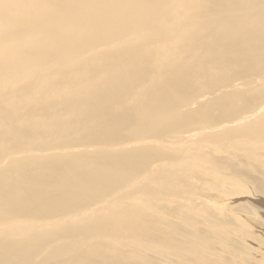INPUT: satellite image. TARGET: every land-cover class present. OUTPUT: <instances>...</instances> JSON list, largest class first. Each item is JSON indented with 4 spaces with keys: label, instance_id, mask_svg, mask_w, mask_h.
I'll list each match as a JSON object with an SVG mask.
<instances>
[{
    "label": "bare ground",
    "instance_id": "1",
    "mask_svg": "<svg viewBox=\"0 0 264 264\" xmlns=\"http://www.w3.org/2000/svg\"><path fill=\"white\" fill-rule=\"evenodd\" d=\"M259 11H264V0H0V108H54L52 112L48 110L50 115L57 117L65 127L74 122V131L90 134L86 143L94 151L118 154L137 146V154L124 153V157L143 160L145 155H150L147 147L162 146L170 150L167 154L164 152V157L161 154L162 158L157 156L158 148L157 153L154 150L155 155L151 151V159L155 160L149 163V158L148 164L142 166L145 171L149 167L150 171L136 170V175L131 174L121 189L145 185L142 182L150 176L148 186L157 187V191L161 183L162 190L168 188H163V184L171 186L169 194L162 197L168 204L151 200L161 207L156 208H164V211L153 209L151 204L148 213V208L143 206L145 215L135 212V218L131 213L136 227L126 226L128 232L123 230L110 237L116 244L113 251L94 248L102 257L100 264H114L110 256H115L117 261L124 255V259L121 262L118 259L115 264H147V258L154 257V253L150 245L151 256L148 251H142L145 243L167 245L172 241L171 251L156 254V262L152 264H202L207 261L204 255L209 260L220 257V262L227 258L244 260L247 255V262L254 260V264H264V208L260 206L262 202L258 205L251 197L246 198L253 196L264 200V99L258 108L246 104L251 101V94L264 92V62L260 50L254 49L261 44L264 47V35L261 37L260 32L264 12L258 14ZM250 14L252 17L247 18ZM252 55H258L259 59H252ZM170 62L176 64L175 70L180 72L177 75L189 70L203 71L196 77L205 78L202 81L206 85L204 90L210 93L188 91L190 94L184 95L182 87L166 84L173 70ZM230 71L236 73L230 75ZM191 79L188 83H192L193 89L195 78ZM215 79L225 80L222 85L225 87L218 81L211 86ZM235 85H241L239 91L244 92H237ZM220 90L226 92L220 93ZM198 98L201 99L198 105L204 103L203 108L197 106ZM216 99L219 103L213 105ZM177 105L183 108L173 110ZM171 113L173 117H169ZM1 115L2 124L9 115L5 111H1ZM142 116H146L143 121L140 120ZM197 116L203 117L207 127L199 132H188L187 125H181L182 121ZM42 118L30 112L29 129L35 123H45ZM169 121L173 122L174 130ZM163 123L169 125L161 130ZM129 126L133 127V132L124 142L119 139L115 140L119 141L116 145L105 146L107 139L103 141L105 145L95 141ZM51 127L56 124L51 123ZM158 127L159 133L154 134ZM250 127L255 132L249 136L240 135ZM207 133L213 136L211 140ZM36 144L54 150L40 138L36 139ZM225 145L229 151L224 149ZM181 147L186 148V152L183 148L176 151ZM68 150L65 146L63 154L74 155ZM187 152H198V157H186ZM93 157L90 161L95 168L92 169L94 183L100 189L101 178H110L120 172L121 164L106 157L99 159L97 154L95 159ZM21 158L23 161L24 157ZM19 161L2 163L1 171L16 166ZM155 164L169 165L171 172L167 171L169 174L163 175L161 180L155 179L150 173ZM75 168L84 169L83 164ZM182 172H190L193 185L203 186L205 191L189 189L187 185L178 188V174ZM3 180L5 178L0 177V181ZM239 194L240 198L234 199ZM131 197V200L137 199L134 195ZM123 198L126 199L124 195ZM56 201L54 199V203ZM143 208L140 210H145ZM34 213L46 217L41 211H31L3 222H14L22 216L23 223L32 222L29 225H33L38 220L33 217ZM71 214L60 218L65 217L67 222ZM75 217L87 218L85 215ZM181 217L189 231L174 234L170 226L179 224ZM162 218H170V224H164L168 230L162 228L160 232V227L153 230L150 225L148 230L153 232L160 228L158 236L145 237L147 230H143V223L161 222ZM141 220L143 227L139 225ZM40 224L46 229L50 227L47 222L40 221ZM13 230L14 226H9L7 234L0 233V248L9 243L10 236H24L9 234ZM170 235L174 238L168 241ZM131 240L139 241L142 253L136 250V244L128 243ZM240 252L241 259L238 258ZM127 253L130 254L127 256ZM47 254L59 253L53 249Z\"/></svg>",
    "mask_w": 264,
    "mask_h": 264
},
{
    "label": "rangeland",
    "instance_id": "2",
    "mask_svg": "<svg viewBox=\"0 0 264 264\" xmlns=\"http://www.w3.org/2000/svg\"><path fill=\"white\" fill-rule=\"evenodd\" d=\"M74 10L78 12L77 9ZM261 12L264 11H259L258 14H260ZM251 14L247 15V18H249L250 16L252 17ZM255 14H257V12ZM263 23L264 21H262V25L260 26L261 37L264 35ZM197 26L196 28H199ZM201 27L204 28V25H201ZM250 46L251 44L248 43L247 47ZM254 49L260 50L261 58L264 62V47L262 46V44L255 46ZM251 58L256 61L259 59L258 55L256 56L252 55ZM175 65L176 64L170 62V68H172L173 70L169 72L171 77L166 81V84H168L173 88H175L176 86H180L182 87L180 89L181 91L187 90L185 92L184 91L182 92L184 95L187 94L188 91L191 93H200V92L202 94L210 93V90H204L206 85L202 81L205 78L196 77L197 76L196 74L204 73L203 71L185 70L186 72H181L180 75H177V73L180 72L175 70ZM263 66L264 65H262V67ZM229 73H231L230 75H234V73L236 72L230 71ZM220 77L222 78L224 76L220 75ZM189 78L192 79L195 78V84L193 85L195 88L193 89L191 88L192 83L191 82L188 83ZM217 81L215 79V81L213 82V84H211V86L217 84ZM181 82H184L185 84H183V86L179 85ZM224 83H226V81L221 80L219 82V85L221 87H225L222 86ZM235 87L237 92H244V91H239L241 85H237V86L235 85ZM223 92L226 91L220 90V93ZM251 96L255 97V99L251 97L253 100L251 99L250 102L247 101L246 104L250 103L253 104L256 108H258L263 102L264 92L259 94L253 93L251 94ZM13 98L16 97L13 96ZM218 100L219 99L213 101V105H216V103L218 104L219 103ZM200 101L201 99L198 98L197 106L199 108H203L202 106H204V103H202L203 105L201 104L202 106L198 105V102ZM191 104L194 105L195 103L191 102ZM151 107L153 106L151 105ZM176 107L177 108H174L173 110H178L180 108H183L180 105H177ZM184 108L186 109V107ZM231 108L236 110L235 107L234 108L231 107ZM244 109L247 111V108ZM48 110L52 112L54 108H48V109L0 108V116H2L1 111H5L9 115L8 120L3 121L2 124L0 123V134H2V136L0 137V177L5 178V180L0 181V207L3 208V210L0 211V233L7 234L6 229H8L9 226H14V230L9 234L12 235L24 234V236H22L21 238H14L10 236L9 243L6 246L0 248V262L1 264H100L102 257L97 251L98 250L106 251V249L113 251L116 244L110 240V237L113 236L114 234H115L114 236H116V234L118 235V233H120L123 230L125 231L126 226L127 227L132 226V224L134 225L135 223H137L133 218V217L136 218L135 216L136 213H138L139 215L141 212L143 215H145L148 213L149 210L148 207H150L151 204L153 205L152 207L153 209L159 206V204L151 200L168 204L162 201V197L167 196L169 194V190L173 188L167 184L166 185L163 184V188L164 187H168V188L166 189L164 188L162 190L161 188L162 183H161L160 185H158V191H157V187L155 189V187L153 188V186L152 187L148 186L151 176L142 182L145 185H141L139 187H136L137 186L136 185L134 186L135 188L133 187V189L132 188L131 189L128 188L126 190H121V189H123V185L126 183L127 179L129 178V176H131V174L136 175V170L139 171V169L140 170L142 169L143 172H147V169L149 167L145 171V168L143 169L142 166L147 162L149 158L151 159L150 156L151 151L154 152L155 150L156 152L159 150L158 153L156 152L157 156L159 154L160 158H162V156L163 157L165 156L164 152H166L167 154V152L170 150L165 149L162 146H160L161 148L157 147L158 150L156 147H155L156 149L153 147H147L148 150L146 149V151L147 153L150 151L149 152L150 155L149 156L145 155V159L142 158L143 160H141L140 157L139 158L137 157V159H135L136 157H134V159H132L131 157H126V158L124 157L127 155V153L128 155L130 153L131 155L137 154L136 152L137 150L136 148H138L137 146H133L131 149L124 152H120L118 154L111 152L108 153L106 151H101V150L94 151L91 150V146L89 147V145L86 143L90 138V134L74 131L76 130V127L74 126V122L70 123L67 127H65V124L61 122L57 117L51 116ZM236 111L238 112L240 110H236ZM30 112H35L38 115H42L43 118L41 120L45 121V123H35L33 127L29 129L28 117ZM144 117L146 116H142L140 120L143 121ZM169 117H173V113H171ZM86 119L90 120V118L88 117H86ZM51 123H55L56 127H51ZM169 123L171 126L173 122L169 121ZM169 123H163L161 125V130L163 128H166L167 125H169ZM181 125L182 126L187 125L188 132L190 131L199 132L207 127L206 122H204V119L201 116H197L193 119L192 118L184 119ZM86 127L89 128L88 126ZM131 127L129 126L125 129H118L116 131L111 132L110 134L108 133V135L106 136H103L101 141L100 139H96L95 141L105 145L106 142L103 143V141L107 139L108 143H106L105 146L112 144L116 145L119 142L116 141L119 139L121 141L123 139L124 142L125 137L127 140L130 137V133L133 132V130H131ZM171 127L174 130V127L173 126ZM159 130L160 128L158 127V129H156V133L154 132V134H158ZM251 132H255V129L250 127L247 128L246 132L240 133V135L249 136ZM118 134L119 136H121V138H119ZM207 134L211 140L213 136H210L209 135L210 133ZM222 134L229 135L228 133H222ZM38 138H40L42 142L48 145L49 147L54 148V150L51 151L48 147H42L37 145L36 139ZM110 138H112L111 140H114V143L113 141L110 140ZM109 141L111 142L109 143ZM65 146H67V148L69 149L68 153L74 155L63 154V150L65 149ZM182 148H183V152L184 151L186 152V148L184 147H181L180 149H176V151L179 152V150L181 151ZM224 149L227 151L230 150L227 145L224 146ZM101 152L103 154H101ZM105 153H107L108 155ZM124 153L126 155H124ZM170 153H174V152L171 151ZM96 154L100 156L99 159L102 157H106L105 159H108L109 161L116 160L117 163L120 161L121 164L120 172L115 173L110 178H104V177L101 178L103 180V183L99 184L100 189H98L97 186L98 184L94 183L92 169L95 168H93L92 166L93 163L92 161H90V158H92L93 156H94L93 159L96 158ZM115 154L117 155L116 157H114ZM112 155L113 158L111 159ZM185 155L186 157L187 155L188 157L191 156L190 158L194 156L193 157L194 159L195 157H198V152H193V153L187 152L185 153ZM22 156L24 157L23 161L21 158ZM211 157L212 160H215L216 158L212 155ZM153 158L151 160L149 159L150 161L149 163H152L155 160V158L154 159ZM16 159H20L19 163L16 166L1 171L2 163ZM125 163L126 165L124 166ZM80 164H83L84 169L75 168L76 165H80ZM177 164L178 166L179 165L182 166V164L180 163ZM162 166H159V164H155L154 168L151 169L150 173L151 175L154 174L155 179L159 178L161 180L163 178V175L167 176L171 172L169 165L167 166L166 164H163ZM66 170L68 171V173L66 172ZM148 171L150 170L148 169ZM167 171H169V173ZM178 176H179L178 188L187 185L189 189L193 188L194 190L195 188H200V190L198 191H205L203 190L204 189L203 186L197 187L193 185L195 184V182L189 179L191 177L190 172L187 173L182 172L179 173ZM189 183H191L192 186ZM24 187L28 188V190H24ZM150 188H153L152 192L151 191L148 192ZM205 189L206 191H209L207 190L206 187ZM126 191H131L133 193L136 192L135 194L133 193L132 194L134 195V198L137 199L131 200L132 198L131 196L133 195L131 194V192L126 193ZM139 192H144L145 194L139 195ZM246 194L249 195L248 193ZM123 195L124 197H126V199L123 198ZM129 195L130 198L128 197ZM236 196L240 198V194L235 195V198L234 195H231L230 198L232 199L234 198L237 200ZM250 197L254 199L252 201H256L255 203H259L258 205H260V203L262 202L260 206L264 208V200L259 201L258 198L256 197L254 198L253 196H249V197L247 196L246 198H250ZM54 199H57L56 203H54ZM143 206L145 208H148L147 213H146V209L143 208ZM121 207H123L124 210ZM107 208L110 212L107 211ZM141 208L145 210L141 211L140 210ZM159 208L161 207L159 206ZM159 208L156 209L159 210ZM137 209L140 211L137 212ZM163 209L164 208H162L159 211L160 212L164 211ZM31 211H41L45 213L46 217L39 216L37 213H34L33 217H37L38 220L33 225L32 224L29 225V223L32 222L23 223L21 221L22 216L18 218L16 221H14L15 217L13 216L20 213L31 212ZM121 211L122 212L124 211L123 215ZM150 211H151V207H150ZM69 212H72V214L70 216L71 219H68L67 222L64 220L66 219L65 217L60 218L62 215ZM131 213L133 214V217ZM171 214L174 215L173 213ZM79 215H85L87 218L82 219L75 217ZM167 215L169 214L167 213ZM130 216L132 217V219ZM9 217L14 218L13 220H11L14 222H3ZM73 217L75 218L73 219ZM181 219L184 220V221L182 220L183 222L182 225H181ZM181 219L178 221L179 224H177L176 226L175 225L170 226L171 228L174 229V234L176 232L180 233V231L183 233L184 232L188 233L189 231V228L188 230H186L184 217H181ZM137 220L138 219H136V221ZM162 220H161L162 223L160 222V220H156L155 222H151V223H147V222L143 223V220H141V223H139V225L143 227L142 225L143 223L145 225V228L143 227V230L144 231L147 230V232H145V237L158 236L157 232L159 231L160 228H161L160 232H162V228L168 230L167 229L168 227L166 225L170 224L171 221L170 218L166 220L162 218ZM40 221H42L43 223L46 222L49 223L47 226L49 227L50 225L49 229H46L45 227L44 228L40 227V225H42L40 224ZM128 223H130V225ZM150 225L153 228V230L155 227H160V228L159 229L157 228L158 230L153 232L152 229L148 230V227H150ZM135 227L136 225H134V228ZM164 233L166 234V232ZM164 233L161 234L163 235ZM167 237H169L168 241L174 238L173 235ZM128 243L136 244L134 245L135 248L137 246L136 250L139 252L141 251V249L139 248L141 246L138 244L139 243L138 240L136 241L131 240L130 242L128 241ZM171 243L173 244V241L167 243L168 247L167 245H161V242H157V243L155 242L150 244L145 243L144 248L143 247L141 248H143L142 251L149 252L148 246L150 245L151 249L150 248L149 249L154 253L153 255L155 257L157 256L156 254L159 253L162 254L171 251L169 248L172 246ZM145 246L147 247V249L145 248ZM158 246H160L159 247L160 252L158 250ZM94 248L95 249L98 248V250L95 251ZM53 249L58 251L59 254L54 256H51V254H47L49 250L52 251ZM60 251H64V252H60ZM142 251L140 253H142ZM152 252H149V256L152 255ZM120 254L121 252L118 255L120 256ZM129 254L130 253H127L126 255L128 256ZM241 254L242 252L238 253V258L240 257V259L243 257ZM110 257L113 260L112 261L110 259L112 263L114 264L118 263L117 261L119 258H117L116 259L117 261H115V256L114 257L110 256ZM124 257L125 255L123 256L122 259L120 257L119 262H121V260H123ZM154 257H149V259L147 258V260L148 261L153 260ZM204 257L207 259L208 262L204 261L202 264H215V263L223 264V261L224 262L226 261L227 264L230 263L244 264L245 262L247 264L249 263L254 264V260L253 263L246 261L245 257H247V255H245L244 260L243 258L241 259L243 260L242 262L241 260L232 259V258L229 259L230 260L229 262L227 257H224L227 259L225 260L223 258L224 260L222 262H220L221 261L220 257L214 258L215 257L214 256L213 259L211 260H209L208 256L206 255H204ZM147 260H146L147 264H152L155 261V258L152 262L150 261V263L147 262ZM255 264H257V262Z\"/></svg>",
    "mask_w": 264,
    "mask_h": 264
}]
</instances>
